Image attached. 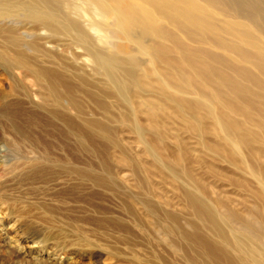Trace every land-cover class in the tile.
Wrapping results in <instances>:
<instances>
[{"label": "rangeland", "instance_id": "obj_1", "mask_svg": "<svg viewBox=\"0 0 264 264\" xmlns=\"http://www.w3.org/2000/svg\"><path fill=\"white\" fill-rule=\"evenodd\" d=\"M116 26L115 17H102L84 0H0V139L6 149L0 162V264H142L150 252L142 232L155 225L133 197H153L164 211L186 217L193 213L186 208L184 188L246 219L261 207L254 196L264 189L259 178L264 172L262 135L249 146L233 148L204 108L194 114L171 99L163 82L175 71L166 68L164 56L139 53L136 44L113 35ZM78 35L89 40L80 43ZM178 36L194 47L204 46ZM153 45L171 47L160 41ZM119 48L124 49L118 54L125 62L120 66L124 80L141 85L125 99L107 85L90 54L116 55ZM171 58L182 64L177 53ZM54 69L72 78L80 109L77 113L66 101L60 112L80 123L97 121L111 131L104 135L96 129L92 163L98 167L109 161L111 181L120 187L33 172L42 153L30 148L26 134L32 125L41 133V122L57 107L48 75ZM98 87L110 96L100 94ZM174 95L199 98L198 91ZM250 118L252 124L239 117L244 136L260 132L258 115ZM138 128L144 129V138ZM150 144L156 148L151 150ZM80 155L81 162L87 159ZM252 164L257 171H250Z\"/></svg>", "mask_w": 264, "mask_h": 264}, {"label": "bare ground", "instance_id": "obj_2", "mask_svg": "<svg viewBox=\"0 0 264 264\" xmlns=\"http://www.w3.org/2000/svg\"><path fill=\"white\" fill-rule=\"evenodd\" d=\"M84 1L96 8L102 17H115V37L136 44L143 55L150 57L160 52L164 56L162 60L166 68L173 67L175 72L167 74L163 86L167 91H172L169 95L179 107H187L194 114L197 109L204 108L215 119L228 143L237 150L249 146L248 143L259 134L264 144V0ZM178 34L191 43L204 46L189 45ZM77 37L80 43L88 39L82 35ZM159 41L169 43L171 47L153 45ZM123 51L119 48L116 55L90 54L107 85L115 87L120 97L125 99L132 93L131 89L139 90L141 85L132 79L124 80L120 66L125 62L118 57ZM173 53L179 55L182 64L171 58ZM132 64L139 65L135 61ZM61 73L55 69L48 72L53 79V99L57 107L42 118L45 122H41V133L36 134L37 126L32 125L31 131L28 130L26 134L30 148L42 153L39 156L41 163L31 170L39 173V176L52 175L56 179L66 176L72 181L82 180L102 188L111 184L114 188L120 187L118 182L111 181L109 161H100L98 167L92 163L93 157H96L92 145L94 138L99 137L96 129L104 132V135H110L111 131L94 120L80 123L58 109L67 101L77 113L80 110L76 104V87L72 78H67L65 72ZM81 81L84 82V79L81 78ZM60 84L64 93L58 91ZM98 91L105 97L111 94L100 87ZM193 91H198L199 98L173 96L175 93L191 94ZM91 93L89 95L94 98L95 95ZM97 99L102 102L99 97ZM253 114L258 115L260 132L244 136L242 131L245 125L239 121V117H245L246 123L252 124L250 116ZM154 131L160 140L161 132L158 128ZM137 132L144 138L143 128H138ZM153 148L156 146L150 147L151 150ZM80 153L87 155L83 162ZM5 155V145L0 139V162ZM250 171H257L256 166L252 164ZM259 178L264 182V172L259 173ZM144 182L146 180L142 184ZM76 188L73 186V189ZM182 194L192 216L164 211L153 197L131 198L137 203L134 205L145 210V215L155 225L154 230L142 232L145 246L150 250L149 259L142 264H264V189L254 196L261 204L255 216L251 215L254 219H246L224 204L217 205L215 202L216 205H211L205 198L186 188ZM138 222L142 227V221ZM122 227L127 230L125 226Z\"/></svg>", "mask_w": 264, "mask_h": 264}]
</instances>
